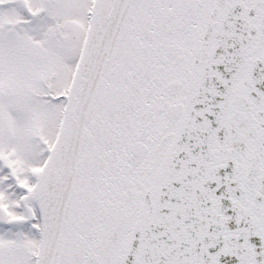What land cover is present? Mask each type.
Segmentation results:
<instances>
[{"label": "snow or ice", "instance_id": "6c2138e0", "mask_svg": "<svg viewBox=\"0 0 264 264\" xmlns=\"http://www.w3.org/2000/svg\"><path fill=\"white\" fill-rule=\"evenodd\" d=\"M0 264H264V0H0Z\"/></svg>", "mask_w": 264, "mask_h": 264}]
</instances>
